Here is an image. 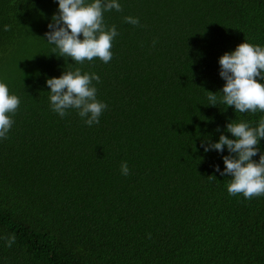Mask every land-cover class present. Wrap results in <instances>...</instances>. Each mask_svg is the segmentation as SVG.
<instances>
[{
  "label": "trees",
  "instance_id": "trees-1",
  "mask_svg": "<svg viewBox=\"0 0 264 264\" xmlns=\"http://www.w3.org/2000/svg\"><path fill=\"white\" fill-rule=\"evenodd\" d=\"M117 2L112 59L78 64L45 38L58 0H0V82L20 99L0 139V264H264V195H229L227 147H201L264 118L219 102V58L264 47V0ZM76 68L100 78L99 124L51 109L47 79Z\"/></svg>",
  "mask_w": 264,
  "mask_h": 264
},
{
  "label": "clouds",
  "instance_id": "clouds-1",
  "mask_svg": "<svg viewBox=\"0 0 264 264\" xmlns=\"http://www.w3.org/2000/svg\"><path fill=\"white\" fill-rule=\"evenodd\" d=\"M113 9L122 11L117 0H93L91 3L58 0V13L52 17L49 31L45 33L47 43L54 46V51L58 49L61 57L68 56L78 64L91 62L94 58L110 62L112 41L119 33L115 25L111 28L105 25L104 13ZM124 20L133 26L139 25L138 18L128 16ZM10 29L11 25H4V31ZM219 65V75L225 81L219 102L239 113L264 112V83L260 82L264 81V47L243 42L234 51L221 56ZM93 80L99 83L100 78L94 73H82L80 68L64 71L59 78L47 79L52 111L63 118L69 109H75L86 125L99 124V117L107 105L97 100ZM207 93L210 105L216 107L217 96ZM19 105V97L10 94L7 84L0 82V139L7 138L14 123L11 117ZM226 131L234 139L222 134L217 143L208 141L201 147L205 152L215 150L218 153H223L227 147L229 155L223 156L224 171L221 172L219 166L215 171L231 177L227 186L229 195L243 194L248 200L264 195V154H260L258 162L253 160L260 153V140L264 139V118L258 127H251L243 121L230 122ZM121 174H129L127 162H122ZM5 239L7 246L11 247L15 235Z\"/></svg>",
  "mask_w": 264,
  "mask_h": 264
}]
</instances>
